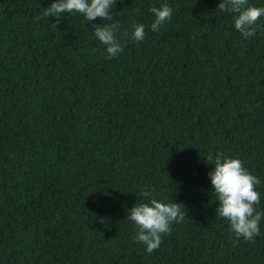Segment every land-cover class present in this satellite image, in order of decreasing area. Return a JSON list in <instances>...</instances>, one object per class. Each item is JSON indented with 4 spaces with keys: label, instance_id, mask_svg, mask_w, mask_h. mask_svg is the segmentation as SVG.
Instances as JSON below:
<instances>
[{
    "label": "trees",
    "instance_id": "16d2710c",
    "mask_svg": "<svg viewBox=\"0 0 264 264\" xmlns=\"http://www.w3.org/2000/svg\"><path fill=\"white\" fill-rule=\"evenodd\" d=\"M53 2L0 0V264H264V218L237 239L208 177L209 155L239 158L264 214V17L245 38L220 0H117L114 20L58 24ZM116 21L112 58L93 28ZM145 187L187 209L151 254L127 219Z\"/></svg>",
    "mask_w": 264,
    "mask_h": 264
},
{
    "label": "clouds",
    "instance_id": "9594fccd",
    "mask_svg": "<svg viewBox=\"0 0 264 264\" xmlns=\"http://www.w3.org/2000/svg\"><path fill=\"white\" fill-rule=\"evenodd\" d=\"M117 0H55L49 7L44 8L43 17H55L60 22L63 14L79 13L87 22L100 18L102 21L114 20L112 10ZM217 9L221 12L233 13L234 27L243 37L255 35L257 22L264 17V6L250 5L249 0H220ZM151 12L154 21L152 31H158L162 25L171 21L173 9L168 4L153 7ZM37 17L36 19H41ZM56 28V25H52ZM119 22L95 25L94 36L104 46L109 57H117L123 52V45L117 36ZM145 25L136 24L132 38L136 42L145 39ZM209 164L214 170L208 173L216 194L218 207L216 214L225 218L237 239L252 241L260 235V222L264 214L257 210L260 204V193L257 191L260 179L249 173L239 158L224 156L216 153L213 158L209 155ZM155 188L145 187L140 198L146 202L134 204L127 212V219L136 226L134 240L142 243L151 254L158 250L162 237L170 234L173 223L183 222L187 209L182 203H164L154 198Z\"/></svg>",
    "mask_w": 264,
    "mask_h": 264
}]
</instances>
